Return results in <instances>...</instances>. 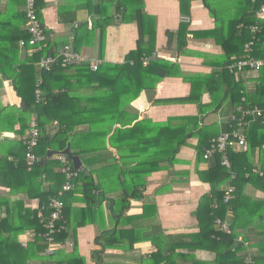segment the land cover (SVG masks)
<instances>
[{
    "label": "crops",
    "instance_id": "0c3cea01",
    "mask_svg": "<svg viewBox=\"0 0 264 264\" xmlns=\"http://www.w3.org/2000/svg\"><path fill=\"white\" fill-rule=\"evenodd\" d=\"M101 1L103 0H92L91 4L95 6ZM186 1L187 34L185 45L180 49L177 47V39L168 42L166 35V32L176 34L182 24L180 0H120L123 16L115 12L113 4L110 13L114 15V21L105 29L101 58L98 57L101 23L93 31V21L98 17L87 15L89 0H38L37 3L39 20L47 33L48 41L53 44V50L66 44L70 35L77 34L78 52L90 61L99 60L100 67L124 64L126 55L135 49L138 32L133 18L138 4L142 2V11L150 18L147 28H154L155 31L154 59L177 64L187 78H199L198 90L202 94L200 107L205 109L202 125L209 127L210 132H219L223 127V123H220L241 102L229 100L232 83L239 81L247 95H250L258 84L260 72L238 71L233 82L212 76L213 72L223 71V68L212 63L223 52L208 33L216 26L220 27V20L237 19L247 14L248 0H210L208 4L211 13L203 0ZM22 5L21 1L0 0V223L6 231L0 236V241L6 238L15 241L16 228L27 224V211L36 212L37 218L44 215L40 196L60 185L61 165L57 156L68 148L71 156L79 158L84 169L82 172L91 174L94 183L100 182L103 189L87 192L81 186V179H78L73 190L63 196V218L68 235L64 244L59 243L56 253L48 257L45 255L46 247L41 242L39 245L44 249L33 252V258L27 260L26 264L63 263L72 254L83 258L86 264H150L151 255L156 252V244L161 245L163 256H174V261L178 264L214 262L213 252L188 249L191 237L199 233L195 212L202 198L210 193L209 184L203 183L197 174V171L208 169V163H195L194 146L198 140H188L189 146L180 148L176 156L177 162L168 170L152 172L147 177L143 176V170H137L136 184L140 187L131 189L129 170L137 162L138 155L133 156L127 151L126 139L116 140L112 147L110 136L103 141L96 133L90 134L92 129L98 132L109 128V124L103 128L101 124L90 121L94 120L91 115L94 111V98L106 96L104 101L107 103V98L111 95L98 92L95 85L89 83V78L66 71L48 80L46 87L53 89V93H63V105L57 111L58 116L78 123H73L74 131L69 134L72 137L70 140L66 138L50 148L43 143L38 144L35 154L43 161V166L38 165L33 171L27 170L22 140L29 133L33 115L27 109L26 101H32L33 76L29 66L34 53L19 45V38L27 35ZM256 15L257 13L254 15V22L264 26V19L258 21ZM78 24L86 26L79 27L74 33ZM90 31L93 36L89 35ZM255 56L264 61V36L262 49ZM34 67L37 86L42 77L36 64ZM197 75L202 77H196ZM190 92L191 84L184 82L182 78H164L153 91H142L126 108L127 112L132 116L135 114L138 119L125 128L142 119L158 124L169 118L198 115L195 104L168 103L172 99L188 97ZM122 95L125 104L127 97ZM81 109H86L83 114L80 113ZM79 114L81 115L78 117ZM124 120L130 119L126 117ZM118 127L121 126L116 124L112 128L114 130ZM60 129L63 130V127L56 121H51L45 125L44 135L51 138ZM59 145H63L62 150L58 149ZM48 153L52 155L49 156ZM140 158L144 159V153H141ZM70 162L72 163L71 160ZM35 179L39 185L35 183ZM244 193L254 200L264 199V193L250 185L246 186ZM130 195L134 198L129 199V208L118 217V211L123 207L120 201ZM227 221L229 224L233 221L231 212L227 214ZM257 223V219L249 218L248 226L240 231L241 237H251V244L256 242L257 232L253 231V227ZM113 230L123 231L119 244L105 249L100 255V261L93 260V252L99 251L102 246L96 243V239ZM39 236L32 229H24L18 234L17 241L22 248H26ZM133 241L135 242L131 243ZM173 249L174 254L171 252ZM250 251L253 256L258 252L256 248ZM239 255L243 258L244 252Z\"/></svg>",
    "mask_w": 264,
    "mask_h": 264
},
{
    "label": "trees",
    "instance_id": "16d2710c",
    "mask_svg": "<svg viewBox=\"0 0 264 264\" xmlns=\"http://www.w3.org/2000/svg\"><path fill=\"white\" fill-rule=\"evenodd\" d=\"M89 1L87 15L98 17V19L93 21V31L96 30V27L98 28L96 25L101 23L99 26L98 43V57L101 58L105 29L114 21V15L110 13L112 5L115 4V12H119L122 16L124 15V11L121 10L123 5L120 3V0H103L95 6L91 4L92 0ZM209 1L210 0H203V3L210 11L208 4ZM263 5L264 0H248L246 5L248 10L247 14L241 15L237 19L220 20V27L216 26L212 31H209L208 36L214 40L216 45L221 47L223 52L219 58H216L214 62H212L214 65L223 68V71L222 73L213 72L211 74L212 76H218L226 82L234 81L236 72L230 74L228 66L242 56L244 44L251 39L249 28L251 25L255 24L253 20L254 15L259 13ZM142 8L143 4L140 2L133 18L137 25L138 32L136 47L126 55L124 64L102 65L98 67L96 72H91L87 65L68 69L63 68L60 65L54 66L51 71L41 73L42 83L39 88L42 95L39 100H37L35 94L38 88L35 81L36 70L34 66L39 60L40 55H33L31 65L29 66L33 76L32 101L31 103L26 101V106L29 112L37 118V126L40 130L38 144L43 143V145L50 148L54 143H61L60 141H65L66 138L70 140L72 137H70L69 134L74 131L73 123H78L71 122L68 118L58 116L57 111L61 110L63 105V93H53V89L48 88V86L46 87L48 80L55 77L57 74H64L66 71H73L74 75L89 78V83L95 85L98 92L102 91L111 95L110 98H107V103L104 101L106 96H97L94 98V111L91 113V115H93L92 119L94 120L90 121L91 123L101 124L103 128L109 124V128L107 130H98V132L92 129L90 134L95 135L96 133L97 137H101L103 141L110 136L109 140L112 147L115 146L114 142L116 140H119L120 138L126 139L127 151H130L133 156L138 155L139 158L137 162H134V165L131 166L129 170V187H131V189H137L140 187L136 184L137 170H143L144 177L149 176L152 172L168 170L173 167L175 162H177L176 156L179 153L180 148L189 146L188 140L192 138L198 140L197 145L194 146L196 153L195 163H208V169L203 172L197 171V174L203 183L209 184L210 193L202 198L195 212V217L199 226V233L191 237V243L189 242L190 245L188 246V249L191 251L202 249L213 252L215 254V260L212 263L196 261L192 264H244L243 258L240 257L239 253L244 252L245 248L241 244H236L235 242L237 238L241 237L240 231L248 226L247 219L249 218H255L258 221L256 226L253 227V231L257 232L256 242L251 244V237L248 235H242L243 237L241 238L244 243H247L249 249H257V254L253 256L255 264H264V199L254 200L244 193L247 185L264 193V121L259 119L249 128L246 133V147L242 152L229 153L232 171L236 173V180L232 183L235 187V191L229 203H224L223 199L225 191L220 187L229 181L230 175L223 167H221L219 155L215 154L208 160H204L203 155L204 151L208 148L211 139L217 137L221 131H227L228 127L223 124V127H221L219 132H210L208 131L209 127L202 125V114H204L205 109L200 107L202 94L200 90H198V88H200L199 78L190 79L191 77H185L177 64L163 59H150L148 65L143 66L142 58L146 56L151 57L154 52L155 31L154 28L148 30L147 23L150 18L143 13ZM180 14L183 18L188 15V2L186 0H180ZM215 21H217V19H215ZM83 26L86 25L78 24L76 29H74V33L75 30L79 27L82 28ZM186 34V21H182L176 34L166 32L168 42H171L174 38L177 39L178 49L184 47ZM89 35L93 36V32L90 31ZM263 36L264 26L262 27L260 34L257 36L253 53L255 59H257L255 54L262 49ZM19 39L27 41L28 35H24ZM77 40L78 35L76 34L74 35V48L76 51L79 50L77 47ZM53 51L57 50H53V44L51 41H48L47 48L43 51V55L46 56L52 54ZM259 72L260 76L258 78V84L252 94L247 95L242 84L239 81L234 82L232 83L229 100L232 102L241 101L240 103L244 107L264 108V65ZM171 77H180L184 82L190 83L191 92L188 97L183 99H172L169 100L168 103L195 104L198 107V115L169 118L166 122L158 124L152 123L149 119H142L134 123L131 127L125 128V126L131 125L138 119L135 114L132 116L126 111V108L130 106V103L134 101L142 91H153L160 81L164 78ZM196 77L202 76L197 75ZM16 87L18 88L17 84ZM122 94H124V97H127L125 104L123 103L124 99ZM81 107L83 106H80V108ZM85 110L86 109H81L80 113L83 114ZM81 114H79L78 117ZM86 115L87 113L85 114V117H87ZM126 117H129L130 120L125 121L124 119ZM51 121H56L61 128L63 127V130L60 129V132L49 138L44 135V127ZM80 121L83 122L82 120ZM88 121L89 120L86 122L88 123ZM116 124H119L121 127L113 130L112 127ZM62 147L63 145H59L58 149L62 150ZM118 150H120L119 147ZM141 153H144L143 160L140 158ZM68 160L70 161L69 158ZM38 165L43 166V161H40L35 165L31 171H33ZM253 169H259L263 175L259 176L253 173ZM60 175L62 181L57 189L48 191L47 194L43 195L40 193V205H43L44 216L46 217L50 213V210L47 207L49 201L52 198L57 197L58 192L61 190L65 182L64 175L61 173ZM77 177L72 181L73 186L78 179H81V186L83 189H86L87 192L90 190L103 189L100 182L94 183L91 174L77 172ZM37 182L38 181L35 179L36 184H38ZM38 189H40V187H38ZM130 198L134 197L130 195L128 197H123L120 201L123 204V207L118 211V217L129 208ZM62 201L64 203L65 198H62ZM213 204H216L217 206L215 210L211 208ZM64 208L65 204L62 210V221L58 223V225L64 226V229L57 233L54 238L57 244H64L68 236L65 232L66 222L63 218ZM229 212L232 213L233 221L230 224L231 234L226 235L219 231V227L215 224V220L218 218L221 221H226ZM26 214L27 218L30 220L28 219L26 225L16 228L14 237L15 241H10L9 238H6L5 240L1 239L0 264H26L27 260L33 258V252H40L44 249V247L42 248V246L39 245L41 242L45 245L43 235L46 231L42 222L37 218L36 212L27 211ZM24 229H32L35 234L40 235L39 238L35 237V240L32 243H29L26 248H22L17 241L18 234ZM4 232L6 231L0 223V236ZM122 234L123 231L113 230L111 232H105L98 237L96 243L102 244V246L99 251L93 252L92 259L97 262L100 261V255L103 254L105 249L112 248L119 244ZM134 242L135 241L131 243ZM162 251L161 245L156 244V252L151 255L152 261L150 264H178L174 261V256H172L171 253V256H163ZM171 252L174 254L175 249ZM180 256L181 258H184L182 255ZM64 263L86 264L85 260L77 254L69 256L63 264Z\"/></svg>",
    "mask_w": 264,
    "mask_h": 264
},
{
    "label": "built area",
    "instance_id": "2783aa9c",
    "mask_svg": "<svg viewBox=\"0 0 264 264\" xmlns=\"http://www.w3.org/2000/svg\"><path fill=\"white\" fill-rule=\"evenodd\" d=\"M5 1H21L23 4L22 6L25 16L24 28L28 35V40H21L19 45L21 48H29L34 54L40 55L39 60L36 62V66L40 73L49 72L57 65H60L65 69L88 65L91 72L97 71L101 62L99 60L90 61L81 53L76 51L74 48L73 34L70 35L69 41L61 46L57 51H53L52 54H48L46 56L43 55V51L47 48L48 37L38 18V0ZM256 18L258 21L264 19V5L261 7L259 13H257ZM183 21H188V19L183 18ZM261 30L262 27L259 22H255L254 25L250 26L249 31L251 33V39L244 44L242 56L237 58L236 61L228 66L231 73L243 70L259 71L263 67L264 61L253 57L257 36L260 34ZM150 59H154V54H152L151 57L142 58L143 66L148 65ZM41 83L42 79L40 78L37 83L38 89L35 92L37 100H39L42 95L39 88ZM36 119V116L32 115L29 123V133L22 140L25 147L24 160L27 170H31L40 162L39 158L34 153V149L38 145L40 135ZM259 119L264 121V108L244 107L241 103L238 104L233 113L227 117L224 122L220 123L227 125L228 130L221 131L217 137L211 139L208 148L204 151V160L212 158L215 154L219 155L221 167H223L230 175L227 188L224 189V203H229L235 191V187L232 183L236 180V173L232 171L229 153H240L245 149L246 133ZM57 160L61 165L60 170L64 175L65 182L61 190L58 192L57 197L52 198L47 205L50 210L49 215L47 217L43 214L39 216V219L46 231L43 238L46 245L45 255L48 257H52L56 253L57 248L60 246V244L55 242L54 238L57 233L64 229V226L58 225V223L62 221V210L64 207L62 198L66 193L73 190L74 187L72 181L77 177V172L73 169L72 163L68 160L67 156L59 154L57 156ZM252 172L259 176L263 175L259 169H253ZM216 207V204L211 206L213 210H215ZM215 224L219 227L220 232L226 235L231 234L230 224L227 220L221 221L217 218L215 220ZM235 243L241 244L245 248L243 255L244 264H254V258L247 243H244L242 238H237ZM52 264L63 263L53 262Z\"/></svg>",
    "mask_w": 264,
    "mask_h": 264
},
{
    "label": "water",
    "instance_id": "95a60500",
    "mask_svg": "<svg viewBox=\"0 0 264 264\" xmlns=\"http://www.w3.org/2000/svg\"><path fill=\"white\" fill-rule=\"evenodd\" d=\"M61 154L67 156L72 161L73 169L76 172H82V171H84V169L82 167V164H81L79 158L76 157V156H71L68 148L65 149ZM48 155L51 156L52 153H48Z\"/></svg>",
    "mask_w": 264,
    "mask_h": 264
},
{
    "label": "rangeland",
    "instance_id": "374dc122",
    "mask_svg": "<svg viewBox=\"0 0 264 264\" xmlns=\"http://www.w3.org/2000/svg\"><path fill=\"white\" fill-rule=\"evenodd\" d=\"M116 1V0H115ZM227 185H228V183L226 182V183H224L223 185H221V189H225V188H227Z\"/></svg>",
    "mask_w": 264,
    "mask_h": 264
}]
</instances>
